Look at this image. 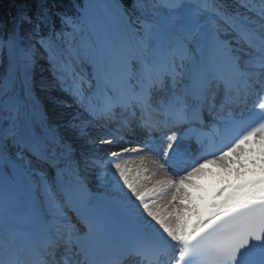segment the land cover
<instances>
[{"label": "snow or ice", "instance_id": "obj_1", "mask_svg": "<svg viewBox=\"0 0 264 264\" xmlns=\"http://www.w3.org/2000/svg\"><path fill=\"white\" fill-rule=\"evenodd\" d=\"M0 264H264V0L0 19Z\"/></svg>", "mask_w": 264, "mask_h": 264}, {"label": "bare ground", "instance_id": "obj_2", "mask_svg": "<svg viewBox=\"0 0 264 264\" xmlns=\"http://www.w3.org/2000/svg\"><path fill=\"white\" fill-rule=\"evenodd\" d=\"M140 156H145V153H141ZM133 162L140 165L141 164L140 157L130 160L129 163H133ZM142 167L148 169L147 172H143V175H149L150 176V175H152L153 171H155L154 166L151 164V162L147 158H145V161H144L143 165L141 166V169H142ZM136 168L137 167H135V166L133 167V174L135 173ZM162 177H163V174L158 172L156 174L155 179H160ZM171 178H173V177H171ZM221 181H222V178H221L220 170L215 165H208L205 175L203 177L198 178V180H197V182L202 185V188L204 186L206 187V185L210 184L211 182L216 183V182H221ZM148 186L149 187L152 186L151 182L148 183ZM169 195L170 194H166L165 197L161 198V200H166Z\"/></svg>", "mask_w": 264, "mask_h": 264}, {"label": "trees", "instance_id": "obj_3", "mask_svg": "<svg viewBox=\"0 0 264 264\" xmlns=\"http://www.w3.org/2000/svg\"><path fill=\"white\" fill-rule=\"evenodd\" d=\"M20 0H0V19L10 18Z\"/></svg>", "mask_w": 264, "mask_h": 264}, {"label": "rangeland", "instance_id": "obj_4", "mask_svg": "<svg viewBox=\"0 0 264 264\" xmlns=\"http://www.w3.org/2000/svg\"><path fill=\"white\" fill-rule=\"evenodd\" d=\"M130 164H131L133 167H134V166L137 167V165H138V164H136L135 162L130 163ZM143 168H144V167H142V169H143ZM142 169H141V170H142ZM162 174H163V173H162Z\"/></svg>", "mask_w": 264, "mask_h": 264}]
</instances>
